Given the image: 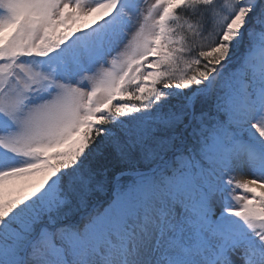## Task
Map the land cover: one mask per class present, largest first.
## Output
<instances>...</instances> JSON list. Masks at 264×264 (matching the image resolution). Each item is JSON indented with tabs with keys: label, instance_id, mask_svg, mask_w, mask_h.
<instances>
[{
	"label": "snow or ice",
	"instance_id": "snow-or-ice-1",
	"mask_svg": "<svg viewBox=\"0 0 264 264\" xmlns=\"http://www.w3.org/2000/svg\"><path fill=\"white\" fill-rule=\"evenodd\" d=\"M0 264H264V0H0Z\"/></svg>",
	"mask_w": 264,
	"mask_h": 264
},
{
	"label": "rangeland",
	"instance_id": "rangeland-1",
	"mask_svg": "<svg viewBox=\"0 0 264 264\" xmlns=\"http://www.w3.org/2000/svg\"><path fill=\"white\" fill-rule=\"evenodd\" d=\"M154 2H155V0H146V3H147V4H151V3H154ZM145 6H146V5H145ZM129 35H130V33H129ZM242 173H243L244 175L246 174V175L248 176V178L251 179V176L247 174V169H245ZM235 179H236V180H239V178H237L236 175H235ZM239 181H240V180H239Z\"/></svg>",
	"mask_w": 264,
	"mask_h": 264
},
{
	"label": "bare ground",
	"instance_id": "bare-ground-1",
	"mask_svg": "<svg viewBox=\"0 0 264 264\" xmlns=\"http://www.w3.org/2000/svg\"><path fill=\"white\" fill-rule=\"evenodd\" d=\"M236 177L239 178L240 181H243L245 179H249L246 174L244 175L242 172H239V171L236 173Z\"/></svg>",
	"mask_w": 264,
	"mask_h": 264
},
{
	"label": "trees",
	"instance_id": "trees-1",
	"mask_svg": "<svg viewBox=\"0 0 264 264\" xmlns=\"http://www.w3.org/2000/svg\"><path fill=\"white\" fill-rule=\"evenodd\" d=\"M145 67H147V65H145Z\"/></svg>",
	"mask_w": 264,
	"mask_h": 264
}]
</instances>
